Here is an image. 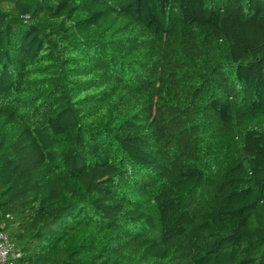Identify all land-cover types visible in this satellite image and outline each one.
<instances>
[{
	"label": "trees",
	"instance_id": "1",
	"mask_svg": "<svg viewBox=\"0 0 264 264\" xmlns=\"http://www.w3.org/2000/svg\"><path fill=\"white\" fill-rule=\"evenodd\" d=\"M10 264H264V0H0Z\"/></svg>",
	"mask_w": 264,
	"mask_h": 264
},
{
	"label": "built area",
	"instance_id": "2",
	"mask_svg": "<svg viewBox=\"0 0 264 264\" xmlns=\"http://www.w3.org/2000/svg\"><path fill=\"white\" fill-rule=\"evenodd\" d=\"M21 257V252L10 240L7 233L0 230V264H10L13 259Z\"/></svg>",
	"mask_w": 264,
	"mask_h": 264
}]
</instances>
